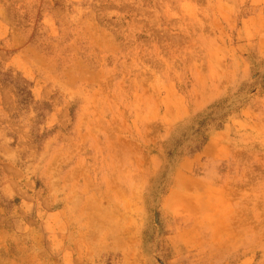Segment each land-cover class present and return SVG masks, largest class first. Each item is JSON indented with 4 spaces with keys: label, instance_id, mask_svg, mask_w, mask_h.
I'll use <instances>...</instances> for the list:
<instances>
[{
    "label": "rangeland",
    "instance_id": "obj_1",
    "mask_svg": "<svg viewBox=\"0 0 264 264\" xmlns=\"http://www.w3.org/2000/svg\"><path fill=\"white\" fill-rule=\"evenodd\" d=\"M0 264H264V0H0Z\"/></svg>",
    "mask_w": 264,
    "mask_h": 264
}]
</instances>
